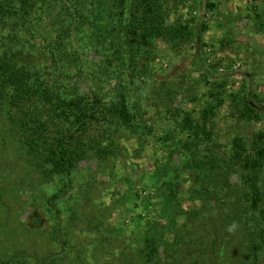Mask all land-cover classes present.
<instances>
[{
    "label": "trees",
    "instance_id": "obj_1",
    "mask_svg": "<svg viewBox=\"0 0 264 264\" xmlns=\"http://www.w3.org/2000/svg\"><path fill=\"white\" fill-rule=\"evenodd\" d=\"M190 2L0 0V154H11L14 166L24 161L29 165L25 171L30 168L36 179L59 180L63 190L50 202L59 213L53 203L66 194L67 182L72 183L81 172V164L96 156H112L126 136L136 145L151 147L156 151L154 158L159 154L151 164L147 185H157V198L165 200L159 210L164 223L156 218L158 203L149 198L137 216L139 222L147 217L155 221L148 233H141L150 262L158 258L163 241L158 226L169 228L172 237L177 223L188 226L187 213H175L169 205L197 215L205 198L216 194L229 205L224 213L230 218L222 224L226 234L216 241L217 257L224 264L229 261L225 249L230 233L240 224L244 232L239 247L247 248L244 259L264 264V106L252 89L235 96L227 90L226 80L216 77L218 66L210 63L215 51H208L211 46L205 38L222 22L210 25L193 14L187 19L179 16L177 22L170 20L173 12L181 11L180 5L185 9ZM216 5L207 3L211 10ZM259 28L264 31V24ZM162 45L168 50L164 55L160 54ZM181 45L189 46L202 71V79L194 82L200 92L186 97L188 105L180 109L170 106V118L149 121V110L142 105L147 99L143 87L154 82L161 73L158 69H163L159 66ZM95 54L100 62L94 70L115 82L108 91L95 84L86 92L75 82L87 75L94 79L96 73L87 70L84 59ZM187 76L185 72L170 80L172 101L177 93L185 94ZM165 100L159 97L160 102ZM229 101L238 105L253 133L222 143L216 120ZM157 113L161 112L157 109ZM160 122L173 129L167 130ZM185 174L193 175L190 183L182 181ZM234 175L239 182L232 181ZM163 190H168L166 199Z\"/></svg>",
    "mask_w": 264,
    "mask_h": 264
},
{
    "label": "rangeland",
    "instance_id": "obj_2",
    "mask_svg": "<svg viewBox=\"0 0 264 264\" xmlns=\"http://www.w3.org/2000/svg\"><path fill=\"white\" fill-rule=\"evenodd\" d=\"M190 1L188 8L180 5L181 11L173 12L170 20L177 22L179 16L187 19L193 14L210 25L222 22V27L212 28L205 38L211 46L208 51H215L210 62L218 66L215 75L226 80L227 90L235 96L252 89L264 106V31L259 28L260 23L264 24V0ZM211 1L217 4L213 10L207 7ZM88 2L81 3L88 9ZM80 42L81 45L84 43ZM188 47L181 45L170 51V56L159 66L163 68L158 69L161 73L156 75L152 84L144 85L147 99L142 105L149 110L147 120L170 118V106L180 109L188 105L186 97L200 92V88H194V82L202 79V71ZM166 51V46L162 45L160 54L164 55ZM84 62L87 70L96 76L90 79L87 75L85 79L75 81L83 90L88 92L98 84L97 87L108 91L115 85L100 70H94L95 64L100 62L99 56L88 55ZM185 72L190 74L185 79L186 96L179 92L172 101L170 80ZM163 81H168L166 86H162ZM176 90L180 87L177 86ZM159 97H165V102H160ZM154 102L158 105L156 109ZM157 109L161 113L158 114ZM216 124L222 143L233 137H250L253 133L249 122L241 117L238 105L231 101L221 109ZM159 125L165 127L162 122ZM165 128L173 129L172 126ZM155 153L147 145H136L126 136L121 137L120 146L112 156L98 159L95 155L92 161L81 164V172L74 175L72 183L67 182L66 194L59 195L53 203L60 209L59 213L50 202L53 195L63 190V184L59 180L48 183L36 179L30 168L25 171L29 165L24 161H19L20 166H14L11 154H0V264H224L223 259L217 257L216 241L226 234L222 224L230 220L224 213L229 205L221 202L216 194L205 198V206L197 215L169 205L175 213L176 210L179 214L187 213L189 224L177 223L178 228L172 229L176 233L174 237L169 228L158 226L163 239L158 258L152 262L147 259L141 233H148L155 221L147 217L139 222L137 216L144 212V202L148 198L158 203L156 218L165 202L157 198V185H147L151 164L154 165V160L159 158V154L154 158ZM192 179L193 175L185 174L182 181L190 183ZM232 181L239 182V177L234 175ZM163 193L165 197L162 198L166 199L168 190ZM234 200L233 197L232 202ZM64 212L67 213L65 217ZM158 219L164 223V219ZM241 227L239 224L235 233H230L231 241L225 249L226 260H229L226 264L253 263L251 258L244 259L247 248L239 247L244 232ZM211 236L215 238L213 241Z\"/></svg>",
    "mask_w": 264,
    "mask_h": 264
},
{
    "label": "clouds",
    "instance_id": "obj_3",
    "mask_svg": "<svg viewBox=\"0 0 264 264\" xmlns=\"http://www.w3.org/2000/svg\"><path fill=\"white\" fill-rule=\"evenodd\" d=\"M233 227H235V225H233Z\"/></svg>",
    "mask_w": 264,
    "mask_h": 264
}]
</instances>
